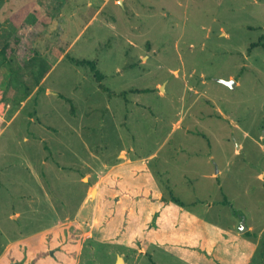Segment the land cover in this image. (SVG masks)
<instances>
[{
	"label": "rangeland",
	"instance_id": "1",
	"mask_svg": "<svg viewBox=\"0 0 264 264\" xmlns=\"http://www.w3.org/2000/svg\"><path fill=\"white\" fill-rule=\"evenodd\" d=\"M4 47L0 255L21 252L9 264H220L234 249L213 229L244 227L261 242L250 264H264V0H0ZM70 59L95 61L109 92ZM122 188L173 194L213 243L193 259L124 244L156 217L146 204L126 220Z\"/></svg>",
	"mask_w": 264,
	"mask_h": 264
},
{
	"label": "crops",
	"instance_id": "2",
	"mask_svg": "<svg viewBox=\"0 0 264 264\" xmlns=\"http://www.w3.org/2000/svg\"><path fill=\"white\" fill-rule=\"evenodd\" d=\"M136 161L139 163L138 160H133V158H130L123 165L119 166L133 165L137 163ZM121 191V197L117 202L119 204L116 203V206H122L121 213L122 216L126 218V220H137L140 214L144 213L142 208L146 204H149V209L151 211L150 219L152 218V216L156 217V224H153L151 226L148 225L149 220L143 218L145 220V223L140 227V230L134 231L132 238H128L127 241L125 240L124 244H145L149 242L157 245L160 248L166 247L167 243L169 245L173 244V247L176 249L179 255H181L180 253L182 251L185 257L193 259L196 257L195 255H189L190 250L196 249L200 244L201 249L205 251L204 248H206L210 243H213L211 239L206 236V232L208 233V230L210 228H208L209 225L205 222L206 220L204 221V218H197V216L193 215V212V214H190L185 210V208L177 204H172L171 201H166L164 199V196H162L160 192H158L154 196H150L146 193V191H142V193L145 195L144 197L140 195L135 196L131 191L127 189L122 188ZM193 225L199 228L200 231L188 232L184 230L193 228ZM243 225H245L244 220ZM213 230L217 232L216 236L219 238L220 242L225 245V248H227V244L224 243V240L231 242V246L234 249L233 256L231 258L226 257L225 260H223L220 257L222 260L220 264H250L252 262L255 253L258 252L259 244L261 243L259 239L256 242H252L251 240H249L248 236L245 235V233L241 234L239 230H234L233 228H227L226 231H220L218 228H215ZM251 231L252 227H248L247 232L251 233ZM103 233L104 231H101L102 236ZM109 234L110 232L107 231L108 239L110 237ZM93 236L94 231L91 230L90 238H93ZM11 250L13 253L11 252ZM139 251L141 256V253L144 251ZM210 251H212V248L210 249ZM20 254L21 252L18 250V246H13L11 243H9L6 248H4V252L0 255V264H9V257L11 258L13 256L14 258H20ZM121 256H123V264H127L124 260V258H126L125 254H122ZM54 259V257H51V259L48 260L44 259L41 264H56L54 262ZM198 259H200V264H213L214 256H212L211 253H208L204 257L198 256Z\"/></svg>",
	"mask_w": 264,
	"mask_h": 264
},
{
	"label": "trees",
	"instance_id": "3",
	"mask_svg": "<svg viewBox=\"0 0 264 264\" xmlns=\"http://www.w3.org/2000/svg\"><path fill=\"white\" fill-rule=\"evenodd\" d=\"M263 41V40H262ZM256 44H253L250 49H252ZM251 51V50H250ZM9 51H7V48H3L0 51V54L3 55L5 59H9ZM70 61L75 64L78 67H85L89 68L90 72L93 74L95 80L98 82L100 89L105 91L106 93L109 92V90L102 84L103 80L105 79L104 75L98 70L97 63L95 61H90V60H76V59H70ZM10 62V61H9ZM47 66V67H46ZM45 67L41 68V71L36 75V82L37 84H40L41 80L46 76V74L49 72L51 69L50 66L46 65ZM140 93V91H137V93ZM74 111V108H72V112ZM171 202L186 208V205L177 199L173 194H170L168 196ZM224 204H229L228 201H225ZM250 232H246L245 235L248 236Z\"/></svg>",
	"mask_w": 264,
	"mask_h": 264
},
{
	"label": "water",
	"instance_id": "4",
	"mask_svg": "<svg viewBox=\"0 0 264 264\" xmlns=\"http://www.w3.org/2000/svg\"><path fill=\"white\" fill-rule=\"evenodd\" d=\"M220 83L226 85L227 87H229L231 90H235L236 89V85H237V82L234 81V80H228V81H224V80H219ZM241 226L244 227L243 225V222L241 223ZM242 233L246 232L247 231V228L244 227L241 229ZM120 263H123V260L120 258L119 260V263L117 264H120Z\"/></svg>",
	"mask_w": 264,
	"mask_h": 264
}]
</instances>
